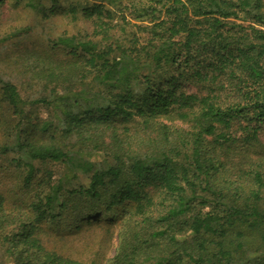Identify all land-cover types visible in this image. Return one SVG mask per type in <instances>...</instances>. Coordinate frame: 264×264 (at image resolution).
<instances>
[{
  "label": "trees",
  "instance_id": "trees-1",
  "mask_svg": "<svg viewBox=\"0 0 264 264\" xmlns=\"http://www.w3.org/2000/svg\"><path fill=\"white\" fill-rule=\"evenodd\" d=\"M10 1L93 32L0 71V264H264V0Z\"/></svg>",
  "mask_w": 264,
  "mask_h": 264
},
{
  "label": "rangeland",
  "instance_id": "rangeland-1",
  "mask_svg": "<svg viewBox=\"0 0 264 264\" xmlns=\"http://www.w3.org/2000/svg\"><path fill=\"white\" fill-rule=\"evenodd\" d=\"M80 1L82 3L89 1L92 2L91 0ZM68 2L69 0H63V9L68 8L70 3ZM27 28L32 30L30 35L3 42L4 39L9 37L17 30ZM65 32H68L72 35H91L93 32V27L88 21H84L83 19L75 21L71 18H68L66 15L57 14L50 20L45 21L42 19V16L38 15L36 12L31 11L30 9L23 6L16 7L14 6L13 2L6 0V4L4 6L0 5V71L6 70L7 64L12 62V59L17 58V55H19L21 51L25 50L27 47L35 45L37 46L38 50H41L48 44L49 40L56 39ZM111 35L113 38H117L121 36V33L114 31L111 33ZM20 70L21 68L17 66L16 72H19ZM7 77L11 79L13 76L9 75ZM17 78L18 77L13 78V80L16 81V83H19L20 80ZM183 87L184 91L187 93L191 94L196 92V90L189 85H185ZM21 94L24 98L32 95L26 92L25 87L21 88ZM43 115L45 114L43 113ZM174 125L186 128V126L178 122L174 123ZM41 167L53 171L56 175L62 172V167L55 164H49ZM96 251L98 252V250ZM114 252V248H112L106 259L112 257ZM100 254L103 255V253ZM102 260L105 262L103 257Z\"/></svg>",
  "mask_w": 264,
  "mask_h": 264
}]
</instances>
